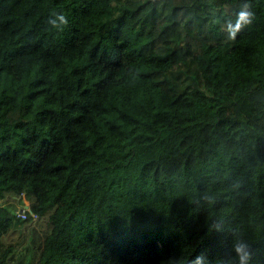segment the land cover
I'll return each instance as SVG.
<instances>
[{
  "label": "trees",
  "instance_id": "16d2710c",
  "mask_svg": "<svg viewBox=\"0 0 264 264\" xmlns=\"http://www.w3.org/2000/svg\"><path fill=\"white\" fill-rule=\"evenodd\" d=\"M31 212L36 264H264V0H0V264Z\"/></svg>",
  "mask_w": 264,
  "mask_h": 264
},
{
  "label": "rangeland",
  "instance_id": "374dc122",
  "mask_svg": "<svg viewBox=\"0 0 264 264\" xmlns=\"http://www.w3.org/2000/svg\"><path fill=\"white\" fill-rule=\"evenodd\" d=\"M24 203L26 205L28 201L22 199L10 205L18 211ZM49 227L47 216H41L30 223L16 220L11 229L2 237L4 244H11L14 247L9 264H36L43 238Z\"/></svg>",
  "mask_w": 264,
  "mask_h": 264
},
{
  "label": "clouds",
  "instance_id": "9594fccd",
  "mask_svg": "<svg viewBox=\"0 0 264 264\" xmlns=\"http://www.w3.org/2000/svg\"><path fill=\"white\" fill-rule=\"evenodd\" d=\"M238 15L242 19V22L247 23L250 22L252 14L246 10H243ZM51 17L54 18H50L47 23L53 27L58 28L60 26L67 25L68 23L67 17L62 12H53L51 13ZM57 21L59 23H57ZM234 250L237 253V259L239 261V264H247L248 260L250 259V252L247 250V246L237 245Z\"/></svg>",
  "mask_w": 264,
  "mask_h": 264
},
{
  "label": "built area",
  "instance_id": "2783aa9c",
  "mask_svg": "<svg viewBox=\"0 0 264 264\" xmlns=\"http://www.w3.org/2000/svg\"><path fill=\"white\" fill-rule=\"evenodd\" d=\"M26 209H28V203L26 205L24 203L23 208L18 211V216L21 219L27 218V213L25 212ZM30 217L32 219L31 221H35V220L39 219V215L36 213H32V212L30 213Z\"/></svg>",
  "mask_w": 264,
  "mask_h": 264
}]
</instances>
